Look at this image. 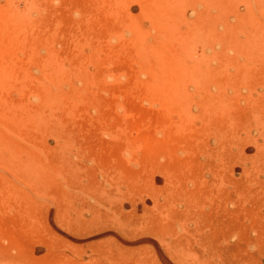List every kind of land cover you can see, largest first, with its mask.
I'll return each instance as SVG.
<instances>
[{
	"label": "rangeland",
	"instance_id": "1",
	"mask_svg": "<svg viewBox=\"0 0 264 264\" xmlns=\"http://www.w3.org/2000/svg\"><path fill=\"white\" fill-rule=\"evenodd\" d=\"M0 236V264H264V0H0Z\"/></svg>",
	"mask_w": 264,
	"mask_h": 264
},
{
	"label": "bare ground",
	"instance_id": "2",
	"mask_svg": "<svg viewBox=\"0 0 264 264\" xmlns=\"http://www.w3.org/2000/svg\"><path fill=\"white\" fill-rule=\"evenodd\" d=\"M2 235V234H1ZM7 234H5L4 236H6ZM3 236V235H2ZM1 237V236H0ZM7 238V237H6ZM9 238V237H8ZM5 239V238H4ZM10 239V238H9ZM1 240V239H0ZM6 240V239H5ZM6 241H8V240H6ZM2 242H3V239H2ZM2 242H0V246H1V243ZM6 243V242H5ZM9 243V242H8ZM14 243V242H13ZM11 244H12V242H11ZM2 246H4V245H2ZM0 247V249H2L3 247ZM5 247V246H4ZM16 248V247H15ZM19 252V251H18ZM25 254V253H24ZM1 258V257H0Z\"/></svg>",
	"mask_w": 264,
	"mask_h": 264
}]
</instances>
